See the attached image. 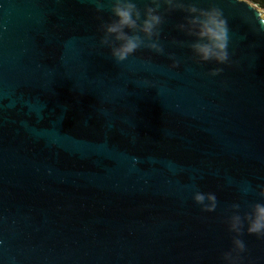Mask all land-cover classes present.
I'll return each mask as SVG.
<instances>
[{
    "label": "water",
    "instance_id": "water-1",
    "mask_svg": "<svg viewBox=\"0 0 264 264\" xmlns=\"http://www.w3.org/2000/svg\"><path fill=\"white\" fill-rule=\"evenodd\" d=\"M213 2L231 61L215 76L170 46L179 12L161 39L180 63L117 64L98 45L109 0H0V264H221L223 209L264 184V13ZM241 239L240 264H264V238Z\"/></svg>",
    "mask_w": 264,
    "mask_h": 264
},
{
    "label": "clouds",
    "instance_id": "clouds-1",
    "mask_svg": "<svg viewBox=\"0 0 264 264\" xmlns=\"http://www.w3.org/2000/svg\"><path fill=\"white\" fill-rule=\"evenodd\" d=\"M97 10H102L101 5L97 4ZM170 12L180 13L174 29L183 37L172 38L170 46L187 49L188 59L195 64L216 65L209 68L208 75L220 73V65L231 62L230 36L222 9L213 0H209L206 7L200 5V0H145L142 6L138 0H109L108 18L101 19L97 28L98 45L106 48L108 56L117 64L146 48L155 55H167L176 66L182 58L166 52L161 39L165 14ZM248 190L245 187L243 192ZM257 195L261 199L252 202L244 211L239 210L237 202L223 209L222 221L232 236L230 247L220 253L221 264H240L241 254L246 250L242 233L264 238V184L258 186ZM192 200L203 211L212 212L217 208L215 193L195 191Z\"/></svg>",
    "mask_w": 264,
    "mask_h": 264
},
{
    "label": "trees",
    "instance_id": "trees-1",
    "mask_svg": "<svg viewBox=\"0 0 264 264\" xmlns=\"http://www.w3.org/2000/svg\"><path fill=\"white\" fill-rule=\"evenodd\" d=\"M249 1L256 4L260 8H264V0H249Z\"/></svg>",
    "mask_w": 264,
    "mask_h": 264
},
{
    "label": "rangeland",
    "instance_id": "rangeland-1",
    "mask_svg": "<svg viewBox=\"0 0 264 264\" xmlns=\"http://www.w3.org/2000/svg\"><path fill=\"white\" fill-rule=\"evenodd\" d=\"M256 5V4H255ZM257 6V5H256ZM258 7V6H257ZM260 8V7H259ZM261 10H262V12L264 13V8H260ZM263 16H264V14H263Z\"/></svg>",
    "mask_w": 264,
    "mask_h": 264
}]
</instances>
